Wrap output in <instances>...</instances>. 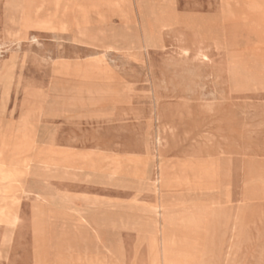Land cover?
<instances>
[{"label": "rangeland", "instance_id": "374dc122", "mask_svg": "<svg viewBox=\"0 0 264 264\" xmlns=\"http://www.w3.org/2000/svg\"><path fill=\"white\" fill-rule=\"evenodd\" d=\"M123 1L0 0V170L42 193L0 224V264H151L164 205L194 237L169 264H264L262 1ZM159 163L187 185H154Z\"/></svg>", "mask_w": 264, "mask_h": 264}, {"label": "bare ground", "instance_id": "6f19581e", "mask_svg": "<svg viewBox=\"0 0 264 264\" xmlns=\"http://www.w3.org/2000/svg\"><path fill=\"white\" fill-rule=\"evenodd\" d=\"M123 1V0H122ZM263 5H264V0H261ZM124 3L126 1H123ZM128 2V1H127ZM98 5V4H97ZM102 5V4H100ZM123 5V4H122ZM126 5V4H125ZM124 5V6H125ZM91 6V5H90ZM94 7V6H93ZM101 7V6H100ZM162 7V6H161ZM248 7L249 9H253V10H256V9H260L262 8L261 4L256 2V1H251L249 4H248ZM126 8V6H125ZM127 8H129L127 6ZM126 8V10H127ZM100 9V8H99ZM231 9V8H230ZM105 10V8H104ZM125 10V12H126ZM79 11V10H78ZM88 11V9H87ZM103 11V10H102ZM106 11V10H105ZM130 11V10H129ZM129 11L127 10L128 14H129ZM96 12V11H95ZM111 12V10H110ZM103 13V12H102ZM85 15H87L86 13H84ZM127 14V15H128ZM105 15V14H104ZM86 17V16H85ZM100 17V16H99ZM109 17V16H108ZM89 18V17H88ZM264 19V18H263ZM257 20V19H256ZM84 22H86L87 20L83 19ZM89 21V20H88ZM262 21V20H261ZM100 22V21H99ZM49 23L48 21L46 22V24ZM51 23V21H50ZM89 23V22H88ZM98 23V22H97ZM253 23V22H252ZM256 23V22H254ZM65 24V23H64ZM77 24V22H76ZM80 24H83L80 23ZM136 24V23H135ZM52 25V24H51ZM78 25V24H77ZM64 26V25H63ZM76 26V25H75ZM43 27H45V23L43 24ZM66 27V26H65ZM64 27V29H65ZM253 27V26H252ZM257 27V26H256ZM54 28H55V25H54ZM57 28V27H56ZM55 28V29H56ZM60 28V27H59ZM69 29V27H67ZM63 29V30H64ZM80 29V28H79ZM54 30V29H53ZM58 30V29H57ZM262 30V29H261ZM49 31V30H47ZM51 31V30H50ZM55 31V30H54ZM66 31V30H65ZM69 32V30H67ZM215 32V31H214ZM78 40L86 43V44H90V45H93V46H97V45H100L101 43H103V41L105 40L104 38H101L100 36L96 35V34H93V33H88L86 31V29H80L78 32ZM200 33V32H199ZM218 33V31H217ZM24 38V37H23ZM31 39V38H30ZM33 40V39H32ZM59 40V39H58ZM148 42H150V38H147ZM257 45V44H255ZM254 45V46H255ZM260 45V44H259ZM100 48V47H99ZM180 48V47H178ZM215 48V47H214ZM238 48V47H237ZM107 49V48H106ZM234 49V48H233ZM115 50V49H113ZM182 52V51H181ZM118 53V52H117ZM186 54V53H185ZM184 54V55H185ZM97 55V54H95ZM104 56V53L101 54V56ZM175 55V54H174ZM183 55V54H182ZM193 55V54H192ZM212 55V54H211ZM90 56V55H89ZM92 56V55H91ZM90 56V57H91ZM98 56V55H97ZM133 56V55H132ZM177 56V55H176ZM186 56V55H185ZM106 57V56H104ZM129 57V56H128ZM131 57V56H130ZM193 57V56H192ZM211 57V56H210ZM94 58V57H93ZM100 58V57H99ZM136 58V57H134ZM184 58V57H183ZM197 58V57H196ZM203 58V57H202ZM160 59V58H159ZM181 59V58H180ZM179 59V60H180ZM193 59V58H192ZM98 60V58H97ZM96 60V61H97ZM103 60V58H102ZM169 60V59H168ZM172 60V59H171ZM178 60V62H179ZM200 60V59H199ZM202 60V59H201ZM95 61V60H94ZM112 61V60H111ZM170 61V60H169ZM174 61V60H172ZM190 61V60H189ZM175 62V61H174ZM185 62V61H184ZM101 63V62H100ZM99 63V64H100ZM105 63H108V62H105ZM103 63V65L105 64ZM200 62H196V64H198ZM96 62H94V65H93V68H95L96 66L98 67V65ZM174 64V63H173ZM181 64V63H180ZM179 64V66H180ZM187 64V62H186ZM185 64V65H186ZM195 65V63H194ZM202 65V63H201ZM102 66V65H101ZM100 66V67H101ZM169 66V65H168ZM104 67V66H103ZM193 67V66H192ZM206 68V67H205ZM99 69V68H98ZM194 71V70H193ZM247 80V79H246ZM242 82V81H241ZM249 82V81H248ZM247 82V83H248ZM240 83V82H239ZM201 85V84H200ZM192 91V90H191ZM218 93V92H217ZM257 94V93H256ZM247 98V97H246ZM245 98V99H246ZM243 99V98H242ZM219 101V99H218ZM243 104V102H242ZM264 107V106H263ZM212 124V122H210ZM35 129V128H34ZM25 130V129H24ZM29 130V129H27ZM158 130V129H157ZM22 131V130H21ZM204 132V131H203ZM206 132V131H205ZM203 134V133H202ZM205 134V133H204ZM27 136V135H26ZM25 136V137H26ZM37 136V135H35ZM205 136V135H203ZM15 138V137H14ZM24 138V137H23ZM15 142V140H14ZM13 144V143H12ZM11 144V145H12ZM15 144V143H14ZM15 145H18L17 143ZM50 145V144H49ZM59 147V146H58ZM13 148V146H12ZM16 148V147H15ZM18 149V148H17ZM55 149V148H54ZM12 150V149H11ZM61 150V149H60ZM22 151V149H21ZM20 151V152H21ZM18 153V152H16ZM104 153V152H103ZM102 154V153H101ZM115 156V155H114ZM256 158V157H255ZM82 159V158H81ZM91 159V158H89ZM193 159V158H192ZM213 159V158H212ZM212 159H210L211 161H213ZM259 159V158H258ZM84 161V160H83ZM202 161V159H201ZM218 161V160H217ZM258 161V160H257ZM87 162V161H86ZM178 162V161H177ZM214 162V161H213ZM247 162V161H246ZM94 163V162H93ZM200 163V161H199ZM204 161H203V165H204ZM210 163V162H209ZM208 163V165H210ZM250 163V162H249ZM86 164V163H85ZM89 164V163H88ZM184 164V162L182 163ZM202 164V162H201ZM215 166L216 165H219V164H216V162L214 163ZM79 165V164H78ZM92 165V164H91ZM159 171H156V176L154 177V179L152 180V183L154 185H159L161 186V188H163L165 185L167 184H174L177 186V188H181L183 185H187V183L189 182L188 181V178L186 177H182L180 180L176 179L175 177L172 178V176H168L167 173L165 172V168H164V165L162 163H159ZM194 165V164H193ZM192 165V166H193ZM213 165V164H212ZM260 165V164H259ZM77 166V165H75ZM205 166V165H204ZM88 167V166H87ZM214 167V166H213ZM219 167V166H218ZM246 167V166H245ZM71 168V167H70ZM74 168V167H72ZM215 168V167H214ZM87 169V168H86ZM209 169V167L207 168ZM211 169V168H210ZM213 169V168H212ZM193 170V168L191 169ZM201 170V169H200ZM203 170V169H202ZM81 171V170H80ZM208 171V170H207ZM203 174L204 171H202ZM212 172V171H210ZM181 173V172H180ZM183 174V173H181ZM193 174V173H192ZM212 174V173H211ZM210 174V175H211ZM193 175H196L195 173ZM199 175V174H198ZM202 175V174H201ZM208 176V175H207ZM178 177V176H177ZM188 177V176H187ZM195 177V176H194ZM208 178V177H207ZM211 178V177H210ZM209 178V179H210ZM22 174H18L16 173L14 170H9V171H4V170H0V224H2L4 227V230L5 229H8L9 227H11L16 219H17V213L15 211L14 208V204L15 202L20 199L21 196L23 195H31L32 196V199L34 200H38L39 197L42 195L41 192H38V191H33L29 188V186H26L22 181ZM245 179V178H244ZM24 180V179H23ZM180 181V182H179ZM209 181V180H208ZM194 183V182H193ZM193 185V184H192ZM257 185V184H256ZM196 186V185H195ZM195 190V189H194ZM167 192V191H166ZM169 192V191H168ZM66 194V193H65ZM173 194H180L182 196H184V194H181V193H178L177 192V189L174 191ZM172 196V194H171ZM21 201V200H20ZM123 203V202H122ZM146 203V202H145ZM39 204V203H38ZM149 204V203H148ZM147 204V205H148ZM150 205V204H149ZM143 206V205H142ZM167 206L169 205H164V207H162L163 209V214H162V220L160 221L159 220V209H160V206H157L156 208H154L152 210V213H153V218H152V221H151V224H150V241L148 243V248H147V255H148V258L150 260V263L151 264H169L171 262V260L173 259V257L181 250H185V247H181L182 246H185L183 245V243L185 242H189L192 240V234H188L186 232V234L184 235H175V234H169V232H166L164 233L162 229H165L167 230V228L171 225L175 226L176 228L177 227H182V226H187L191 223V220L189 218H186V217H179L177 218L176 216H172V215H168L165 213V209L167 208ZM145 207V206H144ZM151 207V206H150ZM155 207V206H154ZM170 207V206H169ZM236 208V206L234 207ZM235 210V209H234ZM37 214V213H36ZM189 214V213H188ZM34 215V214H33ZM227 217V216H226ZM34 218V217H33ZM234 218V217H233ZM33 220V219H32ZM127 222V221H126ZM103 223H107L106 221H104ZM107 225H110V226H113V227H118V225L120 226V222L117 223V222H108ZM133 225V224H132ZM142 226V225H141ZM145 226V225H144ZM13 229V228H12ZM11 229V230H12ZM234 230V228H233ZM179 231V230H178ZM12 232V231H11ZM160 232H161V235H160ZM183 234V233H181ZM230 239L233 238L231 235H229ZM228 237V239H229ZM1 239V238H0ZM6 242V241H5ZM210 242L214 245L213 248L216 249V251L219 253L223 252V249L221 246H219V244L217 243V241L215 240V237H210ZM11 243V242H10ZM179 244H181L179 246ZM229 246V245H228ZM227 246V247H228ZM8 247V245H7ZM6 247V248H7ZM187 247V246H186ZM9 248V247H8ZM219 248V249H218ZM0 249H1V246H0ZM6 250V249H5ZM8 250V249H7ZM225 251V250H224ZM7 254V253H6ZM223 254V253H222ZM1 257V256H0ZM95 257L94 261L91 263V264H105L102 256L100 255H95L93 256ZM91 258V257H90ZM86 259V258H84ZM224 259V258H223ZM73 261V260H72ZM87 261V260H86ZM109 261V260H108ZM78 262V261H77ZM86 264V263H85Z\"/></svg>", "mask_w": 264, "mask_h": 264}]
</instances>
